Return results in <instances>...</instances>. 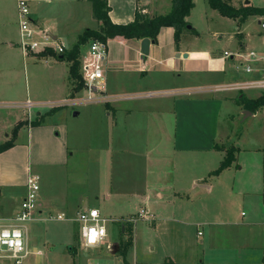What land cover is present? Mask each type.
Instances as JSON below:
<instances>
[{
    "label": "rangeland",
    "instance_id": "rangeland-1",
    "mask_svg": "<svg viewBox=\"0 0 264 264\" xmlns=\"http://www.w3.org/2000/svg\"><path fill=\"white\" fill-rule=\"evenodd\" d=\"M35 1H29L30 6L34 7ZM80 1L81 26L96 28L90 1ZM16 3L17 0H0V141L12 136L13 126L21 118L30 120L47 113L43 122L37 124V127H42L41 137L38 135L39 139H33L31 143V170L38 175L40 182L38 199L44 203L40 213L44 219L27 222L26 243L31 252L20 264H264V223L260 220L247 223L251 218L264 220L263 108H259L254 116L249 115L246 108L240 116L235 114L236 117L230 120L228 112L236 113L237 108L234 104L224 106L220 124H229L231 132L223 143L236 145L234 161L221 168L222 172L211 171L212 176L208 177L212 182L211 190L187 199L185 195L177 197L175 202L168 201L166 193H173L175 188L171 185L174 180L171 168L162 172H146L145 157L130 150L124 156L117 152L110 159L107 151L112 136H116V127L112 128L100 112L92 120L90 112H86L102 101L91 106L75 103L74 96H81L86 91L83 87L72 94L68 93L69 89L63 92L61 64L57 59L47 57L55 61L49 64L38 54L22 52L18 44ZM231 4L264 7V0H231ZM170 7L169 0H165V10ZM161 12L159 8L148 11L149 14ZM188 20L195 31L183 33H188L193 49H206L216 56L222 54V57L223 50L229 51L236 58L228 56L222 60L233 71L239 62L235 51L241 44V38L245 50L264 49L262 13L234 19L212 8L207 0H195ZM78 35L72 36L71 42H75ZM172 36L173 31L166 28L160 38L166 43ZM90 39L82 44L81 52L87 48ZM128 45V42L121 44L111 40L109 52H120ZM189 62L193 66L194 62ZM198 66L199 72L184 73L183 78L167 73V77L160 80L156 77L158 74L155 73L154 77L150 74L140 80L141 88H165L172 84L168 81L181 85L196 81L194 78H202L201 81L209 83L215 78H208L204 62ZM239 70L246 78L258 77L246 74L242 66ZM122 75L112 76V85L121 82ZM261 91L258 87L245 89L246 95L252 97ZM28 100L34 102L30 107L26 105ZM54 105L60 107L47 112ZM76 107L82 113L75 116ZM30 126L35 125L21 129L14 141L26 144ZM124 132L128 133L129 139L132 133L129 126ZM58 133L65 135L67 140L65 149H68L64 153L49 137L59 136ZM116 139L113 138V146L117 145ZM143 148L141 146L137 150L143 153ZM22 149L16 153L18 162L15 166L21 165ZM0 166L5 175L7 167L13 165L2 162ZM157 189L162 191V199L156 195ZM141 190L151 196L148 201L155 208L153 214L147 213L149 209L145 200L133 194ZM15 193L18 194L15 188L9 191L2 187L0 204L17 201ZM84 205L97 207L101 215L107 217L108 235L97 246H84L79 222L66 218L75 217ZM140 208L145 212L140 213ZM205 212L210 215L201 214ZM57 214H63L65 218L60 219ZM36 249L41 252L37 253ZM0 264L15 263L9 257H1Z\"/></svg>",
    "mask_w": 264,
    "mask_h": 264
},
{
    "label": "crops",
    "instance_id": "crops-1",
    "mask_svg": "<svg viewBox=\"0 0 264 264\" xmlns=\"http://www.w3.org/2000/svg\"><path fill=\"white\" fill-rule=\"evenodd\" d=\"M107 1L111 8L110 18L113 22L131 21L134 18L137 7L146 9L145 13L147 14L148 11L154 10V8L161 9V13L166 12L165 0ZM35 2L34 7L31 5V10L37 23L41 27L50 28L54 36L66 44V48L73 45L74 42L70 40L72 36L80 34L86 28L81 26L83 19L80 16L79 3L82 1L37 0ZM169 3L171 4V0H169ZM95 20L97 21L96 25L98 27L100 21L98 19ZM166 28L171 29L174 33L173 26L166 25L162 27L159 33L153 38L154 42L150 43L149 52L146 55L141 52V38L124 39L117 35L107 39L108 54L104 66V91L110 98L106 101H79L77 104L91 106L93 105L92 103L96 104L102 101L97 106L93 105L86 112H90L91 120L92 118L95 119L100 112V115H104L106 122L112 128L116 127L117 132L114 133V135L116 134L114 137H117L116 141L118 142L117 145L115 144L113 146L114 137L112 136V143L109 145L107 151V156L110 159L117 152H120V155L124 156L130 150L134 154H142L145 157V162L147 163L145 168L146 172H162L164 169L171 168L173 172L172 179H174L171 185L175 188H173V193H166L167 197H165L168 201L175 202L177 197L181 198L187 195V199L193 195L202 194L205 190L209 191L212 189V182L208 177H211V171L220 165L221 159L226 152V149L222 147L226 146L223 142L227 136H230L231 132L229 124L227 126L220 124L223 107L227 104H234L237 108L236 113L228 112V118L230 120L236 117L235 114L240 116L241 113L246 111V108H241L242 104L235 99L240 92L245 93V89L234 90L221 88L218 90L217 87L221 84L236 83L249 79L245 77L246 75L239 72L241 71L239 67H243L241 62L246 61L245 57H247L246 53L248 50H245L243 47L244 40L241 38V44L235 51V55L239 57L238 65L240 66H233L235 68L233 71L222 60L228 56L233 59L236 58L229 51L223 50L224 57H222V54L216 56L206 49H193L187 37L188 33L186 32L180 36L178 42L172 36V38L167 39L166 43H164L160 37L161 32ZM73 31L75 34L70 35ZM196 31L198 33V30ZM111 40L118 41L121 44L128 42L129 45L121 49L120 52L116 50L110 53L109 41ZM52 50H46V52L34 51L31 53L38 54L45 58V60L47 59L49 64H54L55 61L47 57L57 59L61 64L62 90L64 92L69 89L68 93L72 94L69 79L70 62L64 58L60 59L58 55L61 53H56L53 50L54 53ZM224 51H227L228 54L225 55ZM257 51L264 54V49ZM177 52L180 55H176ZM184 52H186V55L183 56ZM189 61L194 62L193 66L189 65ZM199 62H204L208 68V78L215 77L212 78L213 80L211 82L205 83L204 80L201 81L202 78H198V80L194 78L196 81L181 85L174 84L173 81H168L172 84L171 86L166 85L167 87L165 88H141L143 84L140 80L147 78L150 74L154 77L156 73L158 74L156 77L163 80L167 77V73H170L171 76L173 75L172 77L177 76V78H183L184 73H197L199 72ZM252 65L253 70L249 72L245 70L244 72L246 74L260 76L264 72V60H253ZM174 72H177L176 75H174ZM118 73H123V80L116 85H112V76ZM133 74H135L134 78H131ZM150 91H155V94L148 95L147 92ZM82 96L84 95H76L74 98L80 99ZM246 96L249 98L256 97ZM75 111L78 112L74 114L75 116L82 113L79 107H76ZM258 111L259 109L253 113L249 110V115L254 116ZM25 119L21 118L20 120ZM25 126L29 125L23 124L17 129L16 138H18L20 130ZM37 126L27 128L29 134L26 144H19L18 141H14L13 146L0 152V164L4 162L6 165L8 163L13 165L12 167H7L8 171L5 172V175L7 173L6 176L3 173L2 166H0V187H7L9 191L15 188L18 193H15V196H18L17 201L14 202L12 200L13 202L8 205L0 204V218L2 219H8L19 209L20 199L26 191L25 172L28 171V174L34 172L31 170V143L33 139L37 141L39 139L38 135L41 137V133L43 132L42 127ZM126 126H129L132 131L129 139L127 136L128 133H125L126 131L124 132ZM58 135L49 137L55 144H58L60 150L64 153L68 149H65L66 146L68 147L65 144L66 138L61 133H58ZM216 144L218 147L214 146ZM233 145L236 146L234 143ZM141 146L144 147L143 153L137 150ZM20 148H23L19 158L21 165L15 166L14 164L18 162L16 153ZM133 194H137L145 200V205L150 210L147 213H154L153 209L155 208L148 201V198L151 196H148L142 190L136 191ZM156 195L161 199L163 197L160 189L156 190ZM105 196L107 197L108 194H105ZM39 202V207L35 213L37 218H33L36 220L44 219L40 214L43 212L44 203L43 200H39ZM84 207L89 206L84 205ZM201 214L210 215L206 212ZM259 220L264 223V220H255L254 218L247 220V223H256ZM25 226L27 232V222ZM169 260L172 261V259Z\"/></svg>",
    "mask_w": 264,
    "mask_h": 264
},
{
    "label": "built area",
    "instance_id": "built-area-1",
    "mask_svg": "<svg viewBox=\"0 0 264 264\" xmlns=\"http://www.w3.org/2000/svg\"><path fill=\"white\" fill-rule=\"evenodd\" d=\"M17 14L19 39L18 44L21 46L23 53L27 54L34 51H46L47 48L53 49L56 53H62L66 44L60 41L48 27H41L34 16L29 0H17ZM142 12L146 9L142 8ZM264 27V22L261 23ZM88 46L80 54V70L84 78V96L80 99L73 98L75 103L79 101H106L110 96L105 93L104 89V66L108 54V42L103 39H90ZM224 54H228L224 51ZM245 62H241L246 71H252L253 60H264V54L253 50L246 53ZM258 87L264 89V72L254 79L238 81L236 83H225L217 89H234L242 90L246 88ZM148 95L155 94V91L147 92ZM66 101V100H64ZM34 102L28 100L26 105L30 107ZM26 191L21 197L19 209L13 216L8 219L0 218V258L9 257L15 264H20L23 259L31 252L26 243V222L37 218L36 210L39 207L38 190L40 182L38 175L34 172L29 173L26 178ZM140 213L144 209L140 208ZM60 219L65 218L63 214H57ZM79 222V232L81 233L82 243L84 246H97L107 237L106 221L107 217L101 215L97 207H84L76 212L75 217H66ZM40 253V249L35 250Z\"/></svg>",
    "mask_w": 264,
    "mask_h": 264
},
{
    "label": "trees",
    "instance_id": "trees-1",
    "mask_svg": "<svg viewBox=\"0 0 264 264\" xmlns=\"http://www.w3.org/2000/svg\"><path fill=\"white\" fill-rule=\"evenodd\" d=\"M91 2L92 14L95 19L100 21L97 28L86 27L77 37L76 41L70 47L58 55L60 59H66L70 62L69 64V78L71 79V91H80L84 86V78L82 77L80 70V52L81 46L88 39H103L106 40L113 38L114 36H121L124 39L132 38H143L150 37L154 38L162 27L166 25L173 26L174 28V40L179 41V38L183 31H195L192 26L187 27L189 23L188 15L191 9L195 6L194 0H171L170 9L164 13L147 14L142 12L140 8H136L134 18L129 22H113L110 18V6L107 0H89ZM208 5L226 16L232 18L242 19L252 13L264 14V7L262 6H250L232 5L230 0H207ZM46 50H52L47 48ZM53 51V50H52ZM54 52V51H53ZM55 53V52H54ZM263 91L254 98H249L245 93L240 92L235 98L236 101L242 103L244 108H247L251 112L257 111L259 108L264 109V89ZM60 106L54 105L49 111L52 112ZM47 113L31 118L30 120H18L12 129V136L6 140L0 141V152L10 148L14 145V140L17 135V129L23 124L37 125L41 124ZM218 147V145H214ZM226 149L225 155L221 159L220 165L214 170L219 172L221 168L230 165L235 159V152L237 147L233 144L228 146H222Z\"/></svg>",
    "mask_w": 264,
    "mask_h": 264
},
{
    "label": "water",
    "instance_id": "water-1",
    "mask_svg": "<svg viewBox=\"0 0 264 264\" xmlns=\"http://www.w3.org/2000/svg\"><path fill=\"white\" fill-rule=\"evenodd\" d=\"M187 27H192V25L190 24V23H188L187 24ZM141 52L144 54V55H146V54H148V52H149V45H150V43L151 42H154V39L153 38H148V37H143V38H141ZM176 55H180V53L179 52H177L176 53ZM184 55H186V52H184L183 53V56ZM78 112L77 111H74V114H77ZM114 249H115V251L117 250V246L115 245L114 246Z\"/></svg>",
    "mask_w": 264,
    "mask_h": 264
}]
</instances>
